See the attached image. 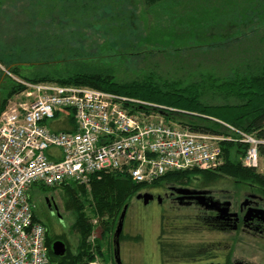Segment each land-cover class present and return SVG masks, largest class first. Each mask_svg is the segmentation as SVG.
Wrapping results in <instances>:
<instances>
[{"label": "rangeland", "instance_id": "374dc122", "mask_svg": "<svg viewBox=\"0 0 264 264\" xmlns=\"http://www.w3.org/2000/svg\"><path fill=\"white\" fill-rule=\"evenodd\" d=\"M147 49H152L150 59L143 53ZM120 53L124 56L121 63H111L110 57ZM263 59L264 0H168L150 7L143 0H0V97L15 84L2 67L15 68L19 73L12 74L22 78L46 69L65 72L96 61L112 66L117 76L155 65L161 75L181 77L187 83L201 76L227 79L233 70L246 69L248 64L253 67ZM206 93L208 102L234 101L215 96L211 90ZM222 131L233 133L228 128ZM256 169L264 172L263 160ZM208 188L218 197L232 195L235 211L252 193L226 177ZM62 190L60 186L50 190L34 186L30 197L37 206L43 193L55 199L62 220L54 219L49 231L45 228V242L49 234L50 243L61 240L66 249L75 251L79 236L72 229L74 213L66 208ZM194 214L193 208L175 205L171 210L166 202L144 204L133 196L123 218L124 238L119 237L122 264H187L184 257L176 262L169 255L170 262L161 258L157 238L162 227L164 238L177 239L187 255L223 252L229 264L238 260L264 264V235L186 226ZM92 224L88 241L94 258L81 264H115L108 232L102 233L96 217ZM174 224L178 230L171 229Z\"/></svg>", "mask_w": 264, "mask_h": 264}, {"label": "built area", "instance_id": "2783aa9c", "mask_svg": "<svg viewBox=\"0 0 264 264\" xmlns=\"http://www.w3.org/2000/svg\"><path fill=\"white\" fill-rule=\"evenodd\" d=\"M2 71L22 89L0 111V264H52L45 227L34 218L33 186L87 184L99 172H118L147 189L172 171L217 169L222 141L248 144L246 166L260 162L264 133L258 137L210 117L233 133L195 131L136 110L155 106L144 101Z\"/></svg>", "mask_w": 264, "mask_h": 264}, {"label": "trees", "instance_id": "16d2710c", "mask_svg": "<svg viewBox=\"0 0 264 264\" xmlns=\"http://www.w3.org/2000/svg\"><path fill=\"white\" fill-rule=\"evenodd\" d=\"M166 1L168 0H143L144 4L149 7L161 5ZM199 33L202 32L199 31ZM158 51H156L157 58L161 57L160 50ZM151 52L152 49L143 51L148 59L151 57ZM123 57V53L111 56V63H121ZM102 64L100 61H96V64L70 68L65 72L46 69L34 74L29 73L32 75L22 78L33 82L48 81L85 85L144 101L155 106L136 105L135 109L150 111L167 123H174L195 131L224 133L218 123L198 116V114H203L222 120L244 132L254 133L258 137L264 133V59L253 67L248 64L246 69L233 70L232 76L227 79L213 76L204 79L201 76L187 83L181 77L161 75L156 70L155 65L143 68L141 71H132L128 76L125 74L117 76L111 70L112 66ZM9 71L15 74L19 73L15 68ZM20 89L22 87L17 84L9 87L4 96L0 97V111L7 100ZM207 90H211L215 96L224 99L233 98L234 101L208 102L204 99ZM207 97L206 95L205 98ZM220 147L223 163L217 169L172 171L149 187L169 183L192 184L194 182L198 183L199 186H207L218 182L222 177H226L232 179L237 186L249 188L252 193H258L264 199V172L248 167L243 163V156L248 144L237 141H222ZM258 152L260 160L264 161V147L259 146ZM39 186L46 190L54 188ZM60 187L63 189V196L66 197V208L71 209L74 213L72 229L79 236V244L75 251L67 248L64 255L58 256L53 254L50 243L51 237L46 234V245L52 264H81L94 258L88 237L94 228L92 219L95 217L100 220L103 227L102 233L108 232L111 245L114 247L112 241L114 231L123 207L128 206L132 197L138 192L146 189L144 184L136 183L127 175L118 172H99V174L92 176L85 185L69 182L60 185ZM30 200L32 203L31 197ZM87 208L90 216L87 213ZM34 218L38 220L35 214ZM173 229L178 230L179 227H173ZM163 234L162 227L157 238L162 259L170 260L168 255L175 259L177 252H181V255L178 254L176 259L187 257L184 247L179 244L177 239L171 238L169 240L164 238ZM119 237L124 238L122 232ZM96 243V250L100 252V243L98 240ZM196 254L198 253L196 252Z\"/></svg>", "mask_w": 264, "mask_h": 264}, {"label": "flooded vegetation", "instance_id": "af4514ba", "mask_svg": "<svg viewBox=\"0 0 264 264\" xmlns=\"http://www.w3.org/2000/svg\"><path fill=\"white\" fill-rule=\"evenodd\" d=\"M212 185L213 184L207 186H199L195 184L169 183L149 187L147 188V190L145 189V191L149 192L153 196L150 201L156 200L160 204L166 202L168 208L171 210H174L175 205L193 208V210H195V214L193 218H190L193 222H186L189 223L185 224L186 226H191L197 229H217L220 231H224L227 229H231L234 231L241 230L247 231L248 233L256 232L260 236L264 235V212H257V215L255 217L244 220V215L248 209L254 208L257 210H264V199L261 195H259L258 193H248V200H245L246 203H241L238 211H235L231 209V199L233 196L223 195V197H218L214 194V190L208 188L212 187ZM177 188L185 190L186 192L182 194L178 193ZM203 191L205 192L203 193ZM181 196H183L182 199H180ZM201 196H204L206 198L212 197V199H216L220 202L230 201L229 212H236L237 220H235L234 217H230L229 215L219 217L218 213L214 209L206 208L205 205H200L199 202L202 201ZM138 200L140 201L141 199ZM203 202L208 205L211 201L204 199ZM33 211L36 218L43 223L47 231L50 230L51 224L54 219H58L60 222L62 220L57 202L52 196L44 193L39 197L38 206L33 203ZM170 227L171 229H173V227L178 226L172 225ZM178 254L181 255V252H177L176 256L174 255L175 260L172 261L166 259V261L164 260V262H176V258L177 256H179ZM226 255L227 254H224L223 252L219 253L213 251H205L201 254L193 253L186 255L189 258L184 257V261H187L189 264H229V259ZM233 264L245 263L241 260H238L234 261Z\"/></svg>", "mask_w": 264, "mask_h": 264}, {"label": "water", "instance_id": "95a60500", "mask_svg": "<svg viewBox=\"0 0 264 264\" xmlns=\"http://www.w3.org/2000/svg\"><path fill=\"white\" fill-rule=\"evenodd\" d=\"M177 192L178 193H185V190H182L180 188H177ZM205 191H203L204 193ZM152 195L149 192H139L136 194V199H141L142 202L144 204H147L151 199H152ZM183 196L180 197V199H182ZM206 199L208 201H211L210 204H205L203 202V200ZM201 200L199 202L200 205H205L206 208H210V209H214L217 213L219 217H223L225 215H229L230 217H234L235 220H237V213L236 212H229V207H230V201H224V202H220L216 199H212V197H204L201 196ZM244 204L246 202H243ZM127 209V205H125L119 215L118 221H117V225L115 227V231H114V238H113V244H114V260H115V264H122L121 259H120V255H119V236L122 230V225H123V218L125 215ZM260 213V212H264V210H257L254 208H250L246 211L245 215H244V220H248L250 218L255 217L257 214L256 213ZM51 249L53 254L58 255V256H62L64 255L65 251H66V246L64 244L63 241L61 240H56L52 243L51 245Z\"/></svg>", "mask_w": 264, "mask_h": 264}, {"label": "crops", "instance_id": "0c3cea01", "mask_svg": "<svg viewBox=\"0 0 264 264\" xmlns=\"http://www.w3.org/2000/svg\"><path fill=\"white\" fill-rule=\"evenodd\" d=\"M50 151H51L53 154L57 155V156H59V155H60V152H59V150H58V149H56V148H52Z\"/></svg>", "mask_w": 264, "mask_h": 264}]
</instances>
